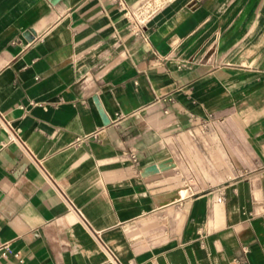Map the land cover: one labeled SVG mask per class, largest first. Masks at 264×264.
<instances>
[{"label": "crops", "instance_id": "crops-1", "mask_svg": "<svg viewBox=\"0 0 264 264\" xmlns=\"http://www.w3.org/2000/svg\"><path fill=\"white\" fill-rule=\"evenodd\" d=\"M122 1L0 0V264H264V0Z\"/></svg>", "mask_w": 264, "mask_h": 264}, {"label": "rangeland", "instance_id": "rangeland-1", "mask_svg": "<svg viewBox=\"0 0 264 264\" xmlns=\"http://www.w3.org/2000/svg\"><path fill=\"white\" fill-rule=\"evenodd\" d=\"M199 148H200V151H198L196 153L195 159H193L189 153H186V157H184L182 155V158H181L184 160H188V164H190V166L188 165V167H186L184 170L187 172L189 178L191 180H193L191 183H188V186H192L193 189H198V188L203 187V186H215L214 182L221 179L224 176L223 175L224 171L227 170L225 168H219L216 166V165L220 164L221 161H220V158H217L215 156V154H216L215 152L213 153V157L211 160L212 167H210V168L209 167H203V166L199 167V165L203 164L204 160H206L204 158L203 146L201 145ZM202 178L209 179V180L213 181V183H209V184L198 183V180H200Z\"/></svg>", "mask_w": 264, "mask_h": 264}, {"label": "built area", "instance_id": "built-area-1", "mask_svg": "<svg viewBox=\"0 0 264 264\" xmlns=\"http://www.w3.org/2000/svg\"><path fill=\"white\" fill-rule=\"evenodd\" d=\"M118 6L123 7L122 0H115ZM167 0H143L135 7L127 8V17L134 32L139 31L148 18Z\"/></svg>", "mask_w": 264, "mask_h": 264}, {"label": "water", "instance_id": "water-1", "mask_svg": "<svg viewBox=\"0 0 264 264\" xmlns=\"http://www.w3.org/2000/svg\"><path fill=\"white\" fill-rule=\"evenodd\" d=\"M158 169H159L158 165H153V166L149 167L147 170L148 171H152V170L157 171Z\"/></svg>", "mask_w": 264, "mask_h": 264}]
</instances>
